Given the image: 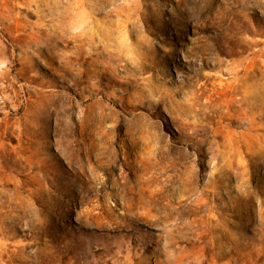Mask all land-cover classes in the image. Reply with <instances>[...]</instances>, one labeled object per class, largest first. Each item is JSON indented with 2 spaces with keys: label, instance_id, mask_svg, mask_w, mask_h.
Instances as JSON below:
<instances>
[{
  "label": "rangeland",
  "instance_id": "obj_1",
  "mask_svg": "<svg viewBox=\"0 0 264 264\" xmlns=\"http://www.w3.org/2000/svg\"><path fill=\"white\" fill-rule=\"evenodd\" d=\"M0 264H264V0H0Z\"/></svg>",
  "mask_w": 264,
  "mask_h": 264
},
{
  "label": "bare ground",
  "instance_id": "obj_2",
  "mask_svg": "<svg viewBox=\"0 0 264 264\" xmlns=\"http://www.w3.org/2000/svg\"><path fill=\"white\" fill-rule=\"evenodd\" d=\"M96 131V130H95ZM94 134H96V133H94ZM105 138V137H104ZM102 141V140H101ZM103 142V141H102ZM113 155V154H112ZM110 157V156H109ZM116 159V158H115ZM156 165V164H155ZM136 168V167H135ZM139 168V167H138ZM156 168V167H155ZM133 170V169H132ZM152 170V169H151ZM151 170H150V172H151ZM131 171V170H130ZM152 173V172H151ZM141 174H143V173H140V174H138V176L139 175H141ZM147 176V175H146ZM140 177V176H139ZM115 178V177H114ZM130 178H131V176H130ZM130 178H129V181H130ZM132 178H134V177H132ZM131 178V179H132ZM141 178V177H140ZM135 179H137V177L135 178ZM114 180V179H113ZM146 180H147V178L146 179H144V181L143 180H138V183H140V184H144L145 182H146ZM133 181V180H132ZM125 182V181H124ZM89 183V182H88ZM119 183V182H118ZM133 183V182H132ZM135 183V182H134ZM127 184V183H126ZM137 184V183H136ZM130 185V186H128V188L129 189H132V188H137V189H139L138 187H135V186H137V185ZM119 185H120V183H119ZM85 186V185H84ZM115 187V186H114ZM150 187V186H149ZM148 187V188H149ZM123 189V188H122ZM141 189V188H140ZM147 189V188H146ZM87 190H89V189H87ZM120 190V189H119ZM127 190V189H126ZM117 191V190H116ZM134 191V190H133ZM137 191V190H136ZM141 191H144V189L143 190H141ZM152 192V191H151ZM114 193H116V192H114ZM127 194V193H126ZM143 194V193H142ZM117 195V194H116ZM118 196V195H117ZM123 196V195H122ZM121 196V197H122ZM152 196V195H151ZM125 197V196H124ZM142 197V196H141ZM109 198V197H108ZM117 198V197H116ZM119 199V198H118ZM132 198H124V203H123V206H124V208L125 209H131V205L133 204V203H135L136 201L134 200V199H132ZM135 199H137V198H135ZM143 200V199H142ZM123 201V200H122ZM146 201H148V200H146ZM119 203V202H118ZM122 203V202H121ZM136 204V203H135ZM142 204V203H141ZM151 204V203H150ZM139 205V204H138ZM135 206V205H134ZM110 207V206H109ZM111 208V207H110ZM144 208V207H143ZM114 210V209H113ZM125 212V211H124Z\"/></svg>",
  "mask_w": 264,
  "mask_h": 264
}]
</instances>
